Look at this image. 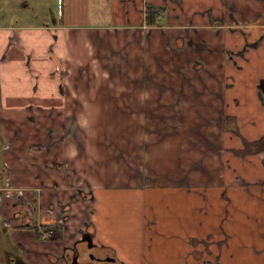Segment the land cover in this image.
<instances>
[{
    "label": "crops",
    "instance_id": "obj_1",
    "mask_svg": "<svg viewBox=\"0 0 264 264\" xmlns=\"http://www.w3.org/2000/svg\"><path fill=\"white\" fill-rule=\"evenodd\" d=\"M68 7L58 29L0 24V264H92L87 236L120 264H264V0ZM134 87L139 114L111 110Z\"/></svg>",
    "mask_w": 264,
    "mask_h": 264
},
{
    "label": "rangeland",
    "instance_id": "obj_2",
    "mask_svg": "<svg viewBox=\"0 0 264 264\" xmlns=\"http://www.w3.org/2000/svg\"><path fill=\"white\" fill-rule=\"evenodd\" d=\"M67 8H69L68 0H0V20H1L0 24L2 25H26L29 28L40 27V29H42V27L50 28L51 26H53V27H56V29H58V27H62L59 25L64 23L63 20L65 21V12ZM96 8L97 7L92 4L91 5L89 4L88 6L89 16H88V22L86 23L87 25L92 26V27L99 26L100 25L99 23L109 20L108 16L106 17L103 14H96ZM157 24L165 25V19H160L159 21H157ZM69 27L78 28L79 26H69ZM81 27L90 29L89 27H84V26H81ZM51 42L54 43L55 40H51ZM43 44L44 43L42 41L41 43L40 42L35 43V45L38 47H40ZM163 53H162V57L166 59L168 55L165 53L163 54ZM76 54L77 53L75 54L72 53V58H70V62L78 64L77 67L81 68L82 63H87V61L90 58L89 56L86 57L84 55H78V54L76 55ZM43 56L44 55L39 57V59H41ZM86 65L89 66V63H87ZM135 67L137 70L139 67V64L136 63ZM248 77L249 76L247 73L246 74L238 73V78L239 79L242 78L244 82L249 81ZM106 78L109 81L111 79L108 77ZM143 88L144 87L141 88V92H137L139 90V87H134V91L129 95L130 97H128L127 95L124 97L115 96L114 97L115 101L119 100L120 103H116L115 106L110 105L111 110L113 107V111L116 114H119V115L124 114L125 117H127L128 115L132 116L134 112L139 114V112L141 111L139 98H143V93H142ZM239 89H243V88H239ZM125 90L128 91V90H131V88L125 87ZM102 98L112 99V97L108 96V94L106 93V88L104 89V95L102 94ZM124 98H133V108H129V109L126 108L124 111L123 109V106H125ZM161 98H168V97L163 95L161 96ZM92 101H94V98L91 99V103ZM92 106L94 108V115H97L98 117L102 115V118H104L103 111L108 106V102L104 101L103 99H97L96 103L92 104ZM107 119L108 118H106V120ZM44 120H49L48 112L44 114L42 125H44L45 123H48V121H44ZM122 121L123 123L125 122V120H122ZM39 127H42V126H39ZM138 127L139 125H138V116H137L136 124H132L128 129L121 131L122 137L130 136L133 139H138V135H137ZM93 169L96 170V166H94ZM151 174H153L156 180H160L163 177L162 174H157V173H151ZM4 178H5V175H4ZM3 186L4 184L2 183L1 187ZM64 191L69 192V189L67 188ZM81 192L83 191L81 190ZM81 192H80L81 196H79L80 198H76V199L74 198V200L70 201V205L67 204L69 207V210H71V207L72 208L74 207V209H77V210H84V207L82 203L80 202V200H81V197L84 198L87 195L85 193L82 194ZM64 208L67 209L66 205L64 206Z\"/></svg>",
    "mask_w": 264,
    "mask_h": 264
},
{
    "label": "flooded vegetation",
    "instance_id": "obj_3",
    "mask_svg": "<svg viewBox=\"0 0 264 264\" xmlns=\"http://www.w3.org/2000/svg\"><path fill=\"white\" fill-rule=\"evenodd\" d=\"M230 124L232 123V127L235 129V125L233 120H229ZM261 142H264V138L260 140ZM260 143V142H259ZM85 239L81 240V242H76L74 244V253H76V246L83 243L85 246V254L86 258L83 260H80L81 257L77 251L76 256H72L73 261L77 262L80 260L81 262L85 263H94V264H120V262L117 260L115 255L108 249V248H99L96 246H91V239L87 237H84ZM79 262V261H78Z\"/></svg>",
    "mask_w": 264,
    "mask_h": 264
},
{
    "label": "trees",
    "instance_id": "obj_4",
    "mask_svg": "<svg viewBox=\"0 0 264 264\" xmlns=\"http://www.w3.org/2000/svg\"><path fill=\"white\" fill-rule=\"evenodd\" d=\"M166 8L162 5H146L145 6V23L147 25H155L160 17L164 16ZM264 142L258 143L255 149L263 146ZM66 207H68L66 205Z\"/></svg>",
    "mask_w": 264,
    "mask_h": 264
},
{
    "label": "built area",
    "instance_id": "obj_5",
    "mask_svg": "<svg viewBox=\"0 0 264 264\" xmlns=\"http://www.w3.org/2000/svg\"><path fill=\"white\" fill-rule=\"evenodd\" d=\"M41 232H43L44 237H48L51 234V230L48 231L42 230Z\"/></svg>",
    "mask_w": 264,
    "mask_h": 264
},
{
    "label": "water",
    "instance_id": "obj_6",
    "mask_svg": "<svg viewBox=\"0 0 264 264\" xmlns=\"http://www.w3.org/2000/svg\"><path fill=\"white\" fill-rule=\"evenodd\" d=\"M258 150H261V149H258ZM258 150H257V151H258ZM262 150H263V148H262Z\"/></svg>",
    "mask_w": 264,
    "mask_h": 264
}]
</instances>
